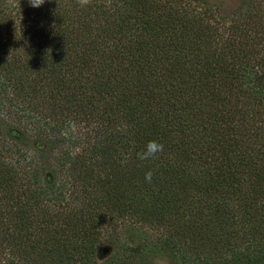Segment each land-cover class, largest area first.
Segmentation results:
<instances>
[{
    "label": "trees",
    "instance_id": "1",
    "mask_svg": "<svg viewBox=\"0 0 264 264\" xmlns=\"http://www.w3.org/2000/svg\"><path fill=\"white\" fill-rule=\"evenodd\" d=\"M221 6L0 0V264H100L129 221L177 264H264V0Z\"/></svg>",
    "mask_w": 264,
    "mask_h": 264
},
{
    "label": "rangeland",
    "instance_id": "2",
    "mask_svg": "<svg viewBox=\"0 0 264 264\" xmlns=\"http://www.w3.org/2000/svg\"><path fill=\"white\" fill-rule=\"evenodd\" d=\"M205 1L212 4L221 3L223 12H226L231 5L238 4V0ZM38 148L43 150L45 146L40 144ZM129 224L130 221L123 226L117 223L118 226L109 231L106 239L100 242L101 247L98 248V255L95 257L96 263L103 264L108 260L119 264H177L173 259L157 251L151 237L142 233L147 227L141 226L143 229L140 230L138 224H132L131 228Z\"/></svg>",
    "mask_w": 264,
    "mask_h": 264
},
{
    "label": "clouds",
    "instance_id": "3",
    "mask_svg": "<svg viewBox=\"0 0 264 264\" xmlns=\"http://www.w3.org/2000/svg\"><path fill=\"white\" fill-rule=\"evenodd\" d=\"M28 3L33 8H39L44 3L45 0H28ZM77 3L80 5V7H86L89 6L92 3V0H77ZM164 149V146L162 143L151 140L147 142V144L144 146V148L137 153V159L140 161H148L152 160L157 157L159 153H162ZM153 178V172L148 171L145 173V181L147 183H151Z\"/></svg>",
    "mask_w": 264,
    "mask_h": 264
}]
</instances>
